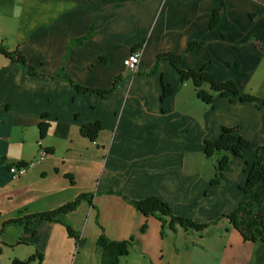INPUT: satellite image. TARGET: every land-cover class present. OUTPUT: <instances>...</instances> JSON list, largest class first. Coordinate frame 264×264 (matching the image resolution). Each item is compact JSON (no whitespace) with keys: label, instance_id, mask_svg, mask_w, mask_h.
Instances as JSON below:
<instances>
[{"label":"crops","instance_id":"1","mask_svg":"<svg viewBox=\"0 0 264 264\" xmlns=\"http://www.w3.org/2000/svg\"><path fill=\"white\" fill-rule=\"evenodd\" d=\"M196 41L203 47L187 52ZM0 45L21 50L43 75H29L0 55V264L35 251L42 260L31 264H101L97 223L112 240L135 239L119 264H182L183 250L196 258L194 239L179 240L189 232L162 227L107 192L162 199L198 224L235 209L238 185L264 145V106L218 94L204 104L167 62L146 72L168 52L182 56L184 70L206 65L217 82L234 80L244 93L264 97V0H0ZM136 50L139 64L131 72L121 60ZM63 59L76 86L108 91L116 77L119 82L104 97L78 93L52 78ZM163 84L172 89L161 99ZM41 123L47 129L40 139ZM95 123L100 130L91 142L80 126ZM222 126L236 127L250 147L242 157L229 156L222 181L211 186L215 165L209 168L204 141H215ZM32 160L33 167L11 179L10 164ZM83 193L93 195L95 208L81 200L57 222L6 223L58 209Z\"/></svg>","mask_w":264,"mask_h":264},{"label":"trees","instance_id":"2","mask_svg":"<svg viewBox=\"0 0 264 264\" xmlns=\"http://www.w3.org/2000/svg\"><path fill=\"white\" fill-rule=\"evenodd\" d=\"M217 13H213L210 25L213 27L217 23ZM83 39H73L69 42V47L73 45H79ZM202 42L196 41L189 43L187 46V52L196 48L203 47ZM260 46V44H259ZM142 47V42L138 43L137 49ZM261 48V46H260ZM0 55L8 58L14 64L20 65L25 68L26 72L32 76H43L36 72L35 68L32 67L26 60L22 51L8 50L4 46L0 45ZM181 55H174L171 53H162L154 58L153 67L146 72V75H153L158 70V64L163 61L167 62L168 65L174 68L180 76L181 82H191L194 87L197 99L204 104H213V98L215 94L220 97H227L228 99H237L243 103H251L256 106H264V99H260L257 96L244 93L241 91L234 80H224L217 82L212 73L206 69V65L200 67H194L189 70H184L181 67ZM64 59L59 65L58 70L52 78L60 79L63 82L69 83L78 93H90L96 94L100 97L107 96L114 90L119 82V77H116L108 91L105 90H93L86 87L76 86L75 83L69 78L65 71ZM51 78V77H50ZM161 99L167 97L171 93V87L167 84H163ZM47 125H39V138L41 139L45 135ZM100 126L98 123L89 125L85 124L80 126V135L89 139L93 142L96 139L97 132H99ZM250 147V143L242 138L241 135L237 134V128L222 126L219 136L215 141H204V154L206 157H212L213 155L219 156L223 154L217 160V165L214 167V177L209 181L210 185H217L221 182L222 171L224 167H227L229 163V156L242 157V153L247 151ZM247 163V162H246ZM240 190V198L236 208L229 213H222L213 221L205 223H195L192 219L178 217L173 213V209L164 202L162 199L156 197L145 198L141 200L126 199L121 193L118 192H107V194H116L123 198L126 202L131 204L137 212L145 217L155 216L162 224L171 231H175V227L178 226L183 230H193L194 232H202L206 227L217 224L221 219L227 220L236 232L239 233L241 239L244 242H254L264 244V145L259 146L254 153L250 167L247 170L246 180L242 185L238 186ZM81 200H86L90 206L94 207L92 203L93 195L83 193L75 198L72 202H68L64 206L54 209L45 213H37L29 217L16 218L9 220L6 223L10 225H18L21 223L27 224L32 219L39 218L42 221H56L58 216L65 214L69 211H74L78 207ZM147 223L144 222L139 232L144 233ZM100 228V235L96 240V245L101 249L100 262L101 264H119V259L129 253L134 238H130L125 241H116L108 238L103 233V229L97 223ZM66 231L70 236H73V231L70 227L65 226ZM161 235L162 232L160 231ZM35 259H38L39 263L42 260V255L38 251H35L26 260L24 259H13L11 264H31Z\"/></svg>","mask_w":264,"mask_h":264},{"label":"rangeland","instance_id":"3","mask_svg":"<svg viewBox=\"0 0 264 264\" xmlns=\"http://www.w3.org/2000/svg\"><path fill=\"white\" fill-rule=\"evenodd\" d=\"M245 93H250V92H245ZM258 98L264 99V97H258ZM40 151L38 154V159L41 161ZM215 156L217 155H213L212 157H209V162H210L209 168L211 166L213 167L214 165L215 166L217 165L218 159H216L217 157ZM35 161L36 160H32L29 162L27 161L17 162L13 164H24V163L29 164L30 162H33L35 165L36 163ZM246 165L249 166L248 163H246ZM184 231L189 233H186L187 235L181 234L179 236V240L184 243H189L194 239L193 244L197 245L196 253H198V256L196 258H192L190 256L191 255L190 251L185 252L183 250L180 257V261L182 264L184 263L186 264H264V244H261L257 248H254L253 246L250 247V245H246L245 243H243L239 233L233 230L232 226L228 225V222L224 219L219 220L215 225L206 227L204 229L203 234L201 235L200 232L198 235L193 233L194 231L191 230H184ZM199 237H202V239H199Z\"/></svg>","mask_w":264,"mask_h":264},{"label":"built area","instance_id":"4","mask_svg":"<svg viewBox=\"0 0 264 264\" xmlns=\"http://www.w3.org/2000/svg\"><path fill=\"white\" fill-rule=\"evenodd\" d=\"M139 57H140L139 52L137 50L133 51L127 57H125L124 59L121 60V65L123 66L124 69L129 70L131 72L132 71L135 72L138 68ZM40 152H41L40 153V159L43 160V158L45 157L46 154L44 152H42V150ZM33 165H34L33 162H30L29 164H27V163L10 164L9 165V172L11 174V179L14 180V179L18 178L19 176L23 175Z\"/></svg>","mask_w":264,"mask_h":264}]
</instances>
